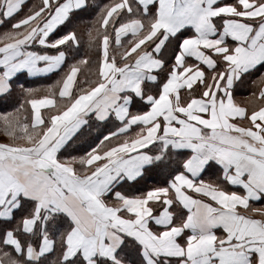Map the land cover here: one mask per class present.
I'll return each instance as SVG.
<instances>
[{
	"label": "snow or ice",
	"instance_id": "obj_1",
	"mask_svg": "<svg viewBox=\"0 0 264 264\" xmlns=\"http://www.w3.org/2000/svg\"><path fill=\"white\" fill-rule=\"evenodd\" d=\"M0 29V264H264V0H0Z\"/></svg>",
	"mask_w": 264,
	"mask_h": 264
},
{
	"label": "crops",
	"instance_id": "obj_2",
	"mask_svg": "<svg viewBox=\"0 0 264 264\" xmlns=\"http://www.w3.org/2000/svg\"><path fill=\"white\" fill-rule=\"evenodd\" d=\"M30 2H32V0H30ZM0 31H2V29H0ZM55 79L56 77L52 76L49 79L30 80L28 83L31 85H47V84H51ZM242 95H246V94H242ZM0 111H3V108H0ZM6 139L7 137L4 135L2 131H0V141L6 140Z\"/></svg>",
	"mask_w": 264,
	"mask_h": 264
}]
</instances>
